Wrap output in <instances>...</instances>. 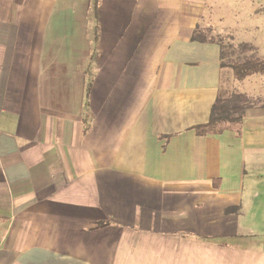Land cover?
<instances>
[{
  "label": "crops",
  "instance_id": "0c3cea01",
  "mask_svg": "<svg viewBox=\"0 0 264 264\" xmlns=\"http://www.w3.org/2000/svg\"><path fill=\"white\" fill-rule=\"evenodd\" d=\"M229 9L0 0V264H264V74L239 123L194 128L228 67L193 34Z\"/></svg>",
  "mask_w": 264,
  "mask_h": 264
},
{
  "label": "trees",
  "instance_id": "16d2710c",
  "mask_svg": "<svg viewBox=\"0 0 264 264\" xmlns=\"http://www.w3.org/2000/svg\"><path fill=\"white\" fill-rule=\"evenodd\" d=\"M97 6L94 2V9ZM211 33L212 35H208ZM227 35H229L227 33ZM225 33L213 34L208 27L197 28L193 37L201 41L211 40L218 43L221 52V67L227 66L237 81H243L246 77L264 74V56L258 53V47L249 41L233 42L231 36ZM95 37V36H94ZM223 38L228 40L224 41ZM230 58L224 61L225 58ZM258 98L247 95L246 93L233 92L230 95H223L221 92L213 103L209 119L206 123L196 125L194 128L198 134L217 133L222 131L225 124L239 123L247 108L258 105Z\"/></svg>",
  "mask_w": 264,
  "mask_h": 264
},
{
  "label": "rangeland",
  "instance_id": "374dc122",
  "mask_svg": "<svg viewBox=\"0 0 264 264\" xmlns=\"http://www.w3.org/2000/svg\"><path fill=\"white\" fill-rule=\"evenodd\" d=\"M221 1V0H219ZM225 3H228L230 6V9L228 10V19H227V24L226 26L223 27L222 30L220 28L218 31L221 33H228L227 37L231 36L233 38L234 45L236 42L240 41H249L251 39L252 34L254 32L258 33V30L253 31V24L256 23L254 21V18H256L257 11L259 9H262L261 4L259 5L258 2L255 0H223ZM258 4V6L256 5ZM243 5V9H239V6ZM235 7H237V11H235ZM256 7V8H255ZM256 28V24H255ZM224 35V34H223ZM226 36V35H225ZM249 38V39H246ZM225 43L228 40L227 38H223ZM249 42L252 43V40ZM230 58H225L224 61H228ZM226 71L223 74V79H222V85L220 92L227 96L230 95L233 92H237L238 87L242 82L236 81L238 83V86L234 83L235 79H231L232 77V72L231 70L225 69Z\"/></svg>",
  "mask_w": 264,
  "mask_h": 264
}]
</instances>
